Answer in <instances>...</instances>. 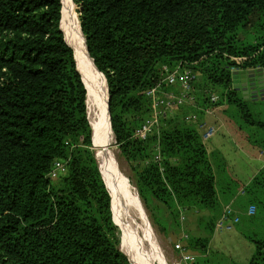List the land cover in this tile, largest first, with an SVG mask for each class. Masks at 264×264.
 <instances>
[{"label":"trees","instance_id":"1","mask_svg":"<svg viewBox=\"0 0 264 264\" xmlns=\"http://www.w3.org/2000/svg\"><path fill=\"white\" fill-rule=\"evenodd\" d=\"M74 1L89 57L107 81L121 156L146 162L133 168L146 207L172 221L179 206L217 212L216 175L193 125L170 123L147 140L136 133L151 104L146 91L175 66L199 73L244 125L264 132L253 111L264 99L233 85L236 70H264V0ZM63 11V0H0V264H131L93 158L88 90ZM248 31L252 41L240 39ZM57 162L67 171L52 180ZM243 191L253 220L264 212V169ZM209 223L208 237L187 242L201 253L195 264H211ZM243 235L255 248L248 264H264V235Z\"/></svg>","mask_w":264,"mask_h":264},{"label":"rangeland","instance_id":"2","mask_svg":"<svg viewBox=\"0 0 264 264\" xmlns=\"http://www.w3.org/2000/svg\"><path fill=\"white\" fill-rule=\"evenodd\" d=\"M72 2H74L73 4H75L74 10L77 15L76 18L78 17L80 23V18L78 14L79 7L74 0H72ZM250 35H254V32L248 31L241 33L240 39L246 42H250L253 39ZM69 38L71 37L69 36ZM76 38L77 41L78 40L80 41V37H78V35L75 33V39ZM66 39H67V35H66ZM78 66L79 69L85 71L84 73H86V76L87 78H89L90 81L94 82L95 84H100V85L103 84L105 80L104 77L102 75L98 76L92 71L85 57H83L82 62L78 61ZM196 77H197V83L194 85L195 86L194 95L196 96L199 105L200 104L202 105L201 108L205 109L208 106V104L205 103V100L211 97V95H214V99H215V103L213 104V106L209 108L210 110L209 114H205V116H211L213 120L211 124L214 126L215 129L219 128V130L216 129V135L213 138V140L208 141L206 143V147L209 155V161L214 167L215 175L217 179V192L219 198V206L217 212L212 213L211 211H206V210L201 211L194 209L187 210L179 206L175 210L177 221H172L171 219L168 220L169 214L166 210H163L162 213H159L155 209H153L152 206H150L151 210H149L139 195V191L136 186L135 174L133 172V168L141 169L143 168V166H145L146 162L139 159L131 164L127 163L125 159L121 156V152L116 144V140L113 131L111 129L113 134V145H111L110 149L111 151H113L115 156L114 161L116 163V170L119 175L118 180L120 183H124V184L126 183L127 185H129L131 190L138 195L142 203V206L144 207V210L147 213L148 218L155 231L159 243V248L167 264H183L181 260V255L176 250L175 246L183 237V235H188L190 240L196 238L203 239L205 237H208L211 229V223L209 222L211 221L212 218L214 219L215 222V233L210 242L208 257L205 258V260H208L211 264H248L255 252V248L254 245L247 238H245L243 234L247 236L264 235V212H259L256 218H254L253 220H250L245 216L243 217V214H245V212L248 213L251 207H247L246 204L244 203L246 195L243 194L242 191L244 190V186L249 185L250 182L261 171L260 170L261 167H264V132L244 125L240 119L237 109L234 106H229L224 101L222 96H220V93L215 92L213 88H209V86H207L204 83L205 81L203 79V76L196 73ZM159 90L161 92L165 91L166 86L164 84L159 83ZM209 91L212 93H207ZM238 92L243 93L242 90H239ZM248 97L254 100L264 99V90L258 87L256 89V94H255L254 91L249 89ZM87 107H88V118L92 128L91 120L95 119V113L94 110L91 109L89 97L87 100ZM253 111L255 114L261 116L264 119V101L259 102L257 104H253ZM194 112L201 115L200 111L194 110ZM151 113H153V107H151L150 104L149 111H147L145 118H149L151 116ZM188 114H189V110L186 109H183V111H174L168 113L166 115L167 117L162 121V125L160 129L166 128L168 125H170V123L172 125L175 123L178 125L187 124L184 121H185V117ZM193 127L196 128V126L194 125ZM225 129L231 132L233 131V132L242 133V136L245 137V140L248 139L247 142H249V144L251 143L250 145L252 146L248 151H245L242 148L241 149L237 148L235 143L232 142L230 138H228L229 141L228 145L230 151L228 157H230L229 163L231 168L225 165H219V163H222L221 157L217 155L214 151V149L216 148L215 141L218 137L222 136L221 134L224 135ZM92 150H93L92 151L93 158L97 162V165L101 172L102 179L112 197L113 219L115 224L119 227L121 231L122 237H121L120 249L121 252H123L124 249L123 230L121 225L124 224L126 220L121 215L122 209L119 204L115 203V198L112 194L110 187L108 186L106 180V174L103 172L99 157V152L101 150L100 148L98 149L95 146L94 133H93ZM253 158H256L257 160ZM252 160H255L257 163L251 162ZM235 180L237 181L238 184L234 186L230 185L232 183L231 181H235ZM233 187L235 188L233 189ZM232 189H233V194L230 195L229 193ZM222 190H224L225 192H222ZM227 207H230L235 211L236 215L240 218V223L237 226H235L232 231H217L216 224L218 218L219 216L221 217L223 211ZM255 215L256 213H254L253 215L249 213L248 217H254ZM183 217H186V221H182ZM192 253L196 259L195 263H197L199 258L202 257L201 253L199 251H194V250L192 251ZM127 258L129 259L130 263L133 264L130 258L129 257Z\"/></svg>","mask_w":264,"mask_h":264},{"label":"bare ground","instance_id":"3","mask_svg":"<svg viewBox=\"0 0 264 264\" xmlns=\"http://www.w3.org/2000/svg\"><path fill=\"white\" fill-rule=\"evenodd\" d=\"M63 5L62 28L67 35V42L71 43L70 45L76 50L77 61L82 62L83 57H85L92 71L101 76L88 55L72 0H63ZM75 33L80 37V41H77V38L75 39ZM84 72L83 70L80 71L81 74L83 73L82 76H84L83 79L87 86L91 109L95 113V119L91 120L95 146L101 150L99 157L103 172L106 174V180L115 198V203L120 205L121 215L126 220L121 225L123 230V253L130 258L133 264H167L159 248L155 231L138 195L131 190L129 185L120 183L118 180L119 175L114 161L115 156L110 149L113 145V134L107 111L106 82L104 80L101 85L95 84L87 78Z\"/></svg>","mask_w":264,"mask_h":264},{"label":"built area","instance_id":"4","mask_svg":"<svg viewBox=\"0 0 264 264\" xmlns=\"http://www.w3.org/2000/svg\"><path fill=\"white\" fill-rule=\"evenodd\" d=\"M159 83L164 84L166 90L161 92L158 84V86L146 91V97L150 100L153 113H151V116L145 120L143 126L137 131L136 137L147 140L159 131L162 121L167 117L166 115L168 113L186 109L189 110V114L185 117L184 122L189 125L193 124L197 126L196 128H198L197 130L200 132L204 142L211 140L216 134V129L209 126L201 116L203 114H209V108L213 106L215 99L214 95H211V97L208 98V106L205 109L201 108L202 105H199L194 95V85L197 83L196 72L180 66L174 68L164 67ZM207 93L212 92L209 91ZM194 110L200 111L201 115L194 112ZM155 160H161L159 153L155 157ZM66 171V166L63 163L57 162L50 177L52 180H57L59 176L65 174ZM243 194H245V192ZM249 213L253 215L255 209L251 207ZM182 221H186V217H183ZM239 223L240 218L236 215L235 211L227 207L217 221L216 230L232 231ZM188 240L189 236L183 235L175 248L180 253L183 264H195L196 259L192 251L187 247Z\"/></svg>","mask_w":264,"mask_h":264},{"label":"crops","instance_id":"5","mask_svg":"<svg viewBox=\"0 0 264 264\" xmlns=\"http://www.w3.org/2000/svg\"><path fill=\"white\" fill-rule=\"evenodd\" d=\"M201 118H203L204 119V121L209 125V126H212V127H214L211 123H212V117L211 116H205L204 114L201 116ZM220 118V117H219ZM197 127V126H196ZM219 127H221V126H219ZM196 129H198V128H196ZM216 129H218L219 130V128H216ZM216 135V134H215ZM215 135H214V137H215ZM222 136L221 137H218L217 139H216V141H215V145H216V148L214 149V151H215V153L217 154V155H219L220 157H221V160H222V163H219V165H225V166H227V167H229V168H231V166H230V163H229V161H230V157H228V155L230 154V151H229V145H228V143H229V141H228V138H230L231 140H232V142H234L235 143V145H236V147L237 148H239V149H244L245 151H248L252 146L249 144V142H247V140H245V137H243L242 136V133H240V132H231V131H228V130H224V135L223 134H221ZM213 137V138H214ZM213 138L211 139V140H213ZM211 140H209V141H211ZM204 142V141H203ZM206 143L207 142H204V144H205V146H206ZM253 159H255V160H257L256 158H253ZM255 160H252L251 162H254V163H257ZM213 166V165H212ZM264 167H261V169L260 170H262ZM213 169H214V167H213ZM214 172H215V170H214ZM232 183L230 184V185H236V184H238L237 183V181L235 180V181H231ZM239 185H241V184H239ZM243 185V184H242ZM245 187V186H244ZM235 187H233V189H234ZM233 189L230 191V195H232L233 194ZM222 192H225L224 190H222ZM242 193H244L243 191H242ZM225 194V193H224ZM248 214H249V212L248 213H246L245 212V214H243V217L244 216H248Z\"/></svg>","mask_w":264,"mask_h":264},{"label":"water","instance_id":"6","mask_svg":"<svg viewBox=\"0 0 264 264\" xmlns=\"http://www.w3.org/2000/svg\"><path fill=\"white\" fill-rule=\"evenodd\" d=\"M81 26V24H80ZM63 30V28H62ZM82 31V30H81ZM64 32V31H63ZM83 35V33H82ZM66 36V35H65ZM84 37V36H83ZM67 40V39H66ZM86 42V39H85ZM69 44V43H68ZM70 45V44H69ZM71 46V45H70ZM72 47V46H71ZM73 48V47H72ZM87 48V46H86ZM88 52V48H87ZM89 54V53H88ZM90 56V55H89ZM91 59V57H90ZM92 60V59H91ZM94 66L95 63L92 60ZM96 68V66H95ZM97 69V68H96ZM79 70V69H78ZM98 71V69H97ZM80 72V71H79ZM99 72V71H98ZM100 73V72H99ZM101 74V73H100ZM82 75V74H81ZM103 77L104 75L101 74ZM83 77V76H82ZM105 81L106 78L104 77ZM84 81V79H83ZM85 83V82H84ZM107 85V81H106ZM233 85L236 88L237 91L242 90L243 94L248 97V90L251 89L254 91L256 94V89L259 87L260 89L264 90V70L263 69H258V70H249V71H234L233 73ZM107 111L109 115V121H110V126H111V116H110V96H109V89L107 86ZM112 129V128H111Z\"/></svg>","mask_w":264,"mask_h":264}]
</instances>
